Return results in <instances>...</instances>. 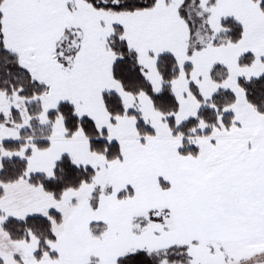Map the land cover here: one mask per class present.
Returning a JSON list of instances; mask_svg holds the SVG:
<instances>
[{"label": "snow or ice", "instance_id": "obj_1", "mask_svg": "<svg viewBox=\"0 0 264 264\" xmlns=\"http://www.w3.org/2000/svg\"><path fill=\"white\" fill-rule=\"evenodd\" d=\"M0 264H264V0H0Z\"/></svg>", "mask_w": 264, "mask_h": 264}]
</instances>
